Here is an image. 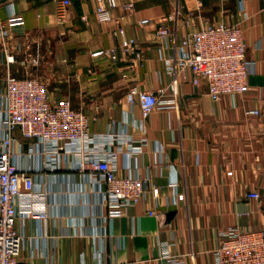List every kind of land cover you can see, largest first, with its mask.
<instances>
[{"label": "crops", "instance_id": "1", "mask_svg": "<svg viewBox=\"0 0 264 264\" xmlns=\"http://www.w3.org/2000/svg\"><path fill=\"white\" fill-rule=\"evenodd\" d=\"M71 1L64 23L55 0L0 5V26L7 30L0 36V97L9 75L36 78L52 102L68 99L91 117V136L127 133L142 152L134 163L130 143L114 142L119 175L130 171L148 179L159 195L150 189L138 204L109 216L88 172L75 169L77 159L30 154L28 146L36 142L15 130V148L22 150L13 162L31 167L40 192L34 199L47 213L17 218L23 238L18 264H215L223 231L264 229V0H244L242 15L239 0H117L109 23L96 20V0ZM190 14L197 27L204 21L241 23L246 56L254 63L247 91L215 101L206 79L195 84L190 68L168 71L175 45L162 49L156 32L162 24L177 25L178 45ZM121 28L136 47H121ZM111 48L115 61L93 55ZM134 86L173 103L143 119L138 97L129 98ZM253 109L260 114L248 115ZM253 191L260 201L248 198ZM177 193L186 200L173 203Z\"/></svg>", "mask_w": 264, "mask_h": 264}, {"label": "built area", "instance_id": "2", "mask_svg": "<svg viewBox=\"0 0 264 264\" xmlns=\"http://www.w3.org/2000/svg\"><path fill=\"white\" fill-rule=\"evenodd\" d=\"M96 1V20L100 23L113 21L112 10L118 6V1ZM239 3L242 15L244 0H239ZM71 4V0H55L57 19L61 23L66 21ZM125 7L131 8V5ZM149 22V19L140 20L141 24ZM196 24L192 14L186 17L184 26L189 30L178 45L177 25L170 27L162 24L158 28L156 34L162 42V49L169 48L171 44L176 49L174 57L166 59L168 71L175 75L177 70L190 68L195 84L199 83L200 78L206 79L208 93L215 101L223 95L234 96L247 91L248 77L254 63L246 56L241 23L204 21L198 27ZM119 32L121 47L125 51L136 47L135 38L128 37L122 28ZM6 35L5 25H1L0 36ZM93 55H106L113 61L118 59L115 48L100 50ZM136 96L143 119L155 108L173 103V100L161 99L154 91L140 90L134 86L129 96L131 102H134ZM0 104L4 107L2 126L5 133L0 145V264H18L23 245V238L15 228L19 215L47 217L45 209L39 204L42 201L34 199L40 192L35 187L31 167L21 168L13 162V157L22 150L21 146L15 148L12 137L15 130H19L25 139L36 142L35 147L28 146L30 154L45 153L54 157L65 153L77 159L75 169L88 172L90 181L102 194L109 216L121 215L125 208L138 204L150 189L153 196L158 197V187L148 179L130 171L124 176L119 175L117 155L111 151L114 142L120 146L124 142L130 143V157L137 163L142 152L141 145H135V141L124 132L118 134L113 131L97 138L91 136V117L74 109L68 99L52 102L46 84L39 79L9 75ZM247 114L258 115L260 111L253 109L247 111ZM145 144L143 140V146ZM247 196L258 201L262 198L257 191ZM184 200L186 195L177 193L173 203ZM150 214L155 212L151 211ZM171 264L183 263L173 261ZM215 264H264V229H241L236 226L223 231L221 244L215 251Z\"/></svg>", "mask_w": 264, "mask_h": 264}, {"label": "water", "instance_id": "3", "mask_svg": "<svg viewBox=\"0 0 264 264\" xmlns=\"http://www.w3.org/2000/svg\"><path fill=\"white\" fill-rule=\"evenodd\" d=\"M8 1H10V0H0V5L6 3Z\"/></svg>", "mask_w": 264, "mask_h": 264}]
</instances>
